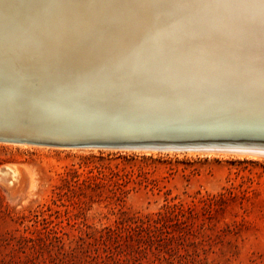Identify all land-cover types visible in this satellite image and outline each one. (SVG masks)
Returning <instances> with one entry per match:
<instances>
[{"label": "bare ground", "instance_id": "6f19581e", "mask_svg": "<svg viewBox=\"0 0 264 264\" xmlns=\"http://www.w3.org/2000/svg\"><path fill=\"white\" fill-rule=\"evenodd\" d=\"M9 138L264 155V0H0Z\"/></svg>", "mask_w": 264, "mask_h": 264}, {"label": "rangeland", "instance_id": "374dc122", "mask_svg": "<svg viewBox=\"0 0 264 264\" xmlns=\"http://www.w3.org/2000/svg\"><path fill=\"white\" fill-rule=\"evenodd\" d=\"M7 164L0 264H264V155L0 141Z\"/></svg>", "mask_w": 264, "mask_h": 264}, {"label": "water", "instance_id": "95a60500", "mask_svg": "<svg viewBox=\"0 0 264 264\" xmlns=\"http://www.w3.org/2000/svg\"><path fill=\"white\" fill-rule=\"evenodd\" d=\"M2 141H8V142H15V143H24V144H37V145H44V146H60V147H70V146H75V147H112L107 144L104 145H99V144H91V145H84V144H69V143H60V142H53V141H34V140H29V139H1ZM185 148V147H183ZM157 149H167V148H162V147H157ZM180 149V148H176ZM204 149V148H203ZM232 151H237L235 149H232ZM6 170V166L0 168V173Z\"/></svg>", "mask_w": 264, "mask_h": 264}, {"label": "trees", "instance_id": "16d2710c", "mask_svg": "<svg viewBox=\"0 0 264 264\" xmlns=\"http://www.w3.org/2000/svg\"><path fill=\"white\" fill-rule=\"evenodd\" d=\"M117 247L121 246L122 244L119 242V240H114ZM101 243L104 244V245H107L108 244V241L105 240V239H101Z\"/></svg>", "mask_w": 264, "mask_h": 264}]
</instances>
